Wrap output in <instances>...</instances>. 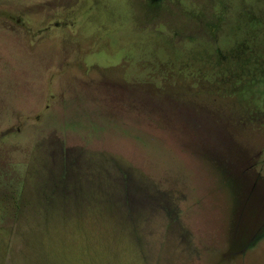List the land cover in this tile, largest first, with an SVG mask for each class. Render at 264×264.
Wrapping results in <instances>:
<instances>
[{"label": "rangeland", "instance_id": "obj_1", "mask_svg": "<svg viewBox=\"0 0 264 264\" xmlns=\"http://www.w3.org/2000/svg\"><path fill=\"white\" fill-rule=\"evenodd\" d=\"M0 264H264V0H0Z\"/></svg>", "mask_w": 264, "mask_h": 264}]
</instances>
